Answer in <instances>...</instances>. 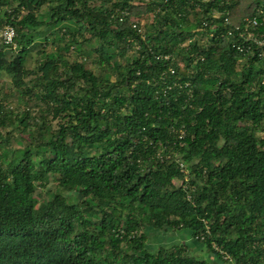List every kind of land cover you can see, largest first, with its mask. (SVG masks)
Masks as SVG:
<instances>
[{
  "label": "trees",
  "instance_id": "obj_1",
  "mask_svg": "<svg viewBox=\"0 0 264 264\" xmlns=\"http://www.w3.org/2000/svg\"><path fill=\"white\" fill-rule=\"evenodd\" d=\"M261 5L0 0L16 32L0 71L44 105L0 103V126L28 135L20 155L0 135V264H264V56L228 34ZM145 227L185 230L206 257L150 249Z\"/></svg>",
  "mask_w": 264,
  "mask_h": 264
},
{
  "label": "rangeland",
  "instance_id": "obj_2",
  "mask_svg": "<svg viewBox=\"0 0 264 264\" xmlns=\"http://www.w3.org/2000/svg\"><path fill=\"white\" fill-rule=\"evenodd\" d=\"M144 22L145 20H143L141 23ZM37 56L38 54L33 53V57L29 61L30 66H33L35 64V59ZM78 56L79 55L76 54L74 50L71 52V60H76ZM94 57L95 54L92 53L90 57L86 58V62L90 67H93L92 61ZM0 103L9 109H13L14 112L21 111L22 109L27 108L30 111L31 117L38 116L39 111L44 107L41 102L37 101L34 98L30 100L27 97L22 98L21 93L17 91L15 86L12 84L11 77L5 71H0ZM48 119L50 120V117H48ZM14 120L15 122L17 121L16 119ZM57 121L58 120H53L54 126L57 125ZM19 128L21 127H18L16 123L12 121H7L6 125L0 126V135L8 136V144L13 147V149H10L9 151L16 155H20L24 151V144L26 143V140L28 138L27 132H23ZM54 188H56V182L52 179V176H50L49 182L47 183L46 187L39 189L37 195L39 200L46 199L48 197L49 191L54 190ZM143 231L147 238L146 244L150 249H154L160 244L168 245L171 242H174V230L167 231L145 227ZM189 249L192 254L199 255L200 258L206 257L205 255H202L205 254V252L203 253V251L199 249V247H197V245H195L194 243L189 245ZM208 256L210 259L214 258L211 255Z\"/></svg>",
  "mask_w": 264,
  "mask_h": 264
},
{
  "label": "built area",
  "instance_id": "obj_3",
  "mask_svg": "<svg viewBox=\"0 0 264 264\" xmlns=\"http://www.w3.org/2000/svg\"><path fill=\"white\" fill-rule=\"evenodd\" d=\"M123 14L126 12L123 11ZM215 17H217V14H214ZM224 22L226 24H229L228 18L224 19ZM133 26L135 27L136 24L133 23ZM216 26V25H215ZM139 30H141L139 28ZM235 30L236 34L238 35L239 40L243 41V44H235L232 45L236 47L238 50L243 51H251L252 45L255 44L257 47L260 46L261 50L259 52V56H264V5L258 6L255 9V13L252 17H246L243 21L242 26H235L232 29H228V34H232V31ZM16 32L15 28L8 23H5L0 28V41L6 45L12 46L13 48L16 46L14 42ZM169 71L173 73V69L169 67ZM262 83H264V71L262 72ZM175 153L174 151L168 150L165 153L166 158L171 157V154ZM157 157L163 158V155L160 151H158ZM179 165L182 167V171L186 172L184 164L179 161ZM188 198H190L188 196ZM121 234L126 235L128 238H133L135 235H139L141 233V230L139 231H130L129 233L123 232V230H120ZM214 248L218 250V248L214 245ZM222 253V252H221ZM224 258H227L226 255H223Z\"/></svg>",
  "mask_w": 264,
  "mask_h": 264
},
{
  "label": "crops",
  "instance_id": "obj_4",
  "mask_svg": "<svg viewBox=\"0 0 264 264\" xmlns=\"http://www.w3.org/2000/svg\"><path fill=\"white\" fill-rule=\"evenodd\" d=\"M174 237H175L174 242H171L170 244H172V243H186L189 247L190 244L194 243L195 245H197V247H199V249H201L203 251V253L205 252L202 245L198 242L193 241L192 238L190 237V234L185 230H174ZM189 251H190V249H189ZM202 255H204V254H202Z\"/></svg>",
  "mask_w": 264,
  "mask_h": 264
}]
</instances>
